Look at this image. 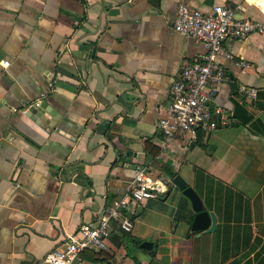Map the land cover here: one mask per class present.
<instances>
[{
  "label": "crops",
  "instance_id": "0c3cea01",
  "mask_svg": "<svg viewBox=\"0 0 264 264\" xmlns=\"http://www.w3.org/2000/svg\"><path fill=\"white\" fill-rule=\"evenodd\" d=\"M182 2L239 5V17L264 23V0H0V264H48L68 233L96 222L108 195L126 194L138 168L171 179L161 164L193 186L200 168L213 192L233 190L242 205L232 197L206 208L215 229L193 232L195 211L171 181L129 204L131 231L114 227L99 261L74 264H255L264 255V134L250 126L264 121V32L226 41L248 66L219 57L237 90L224 82L216 101L233 122L199 141L165 140L157 123L170 85L205 51L173 27ZM239 84L256 96L243 98ZM41 93L45 106L30 114Z\"/></svg>",
  "mask_w": 264,
  "mask_h": 264
},
{
  "label": "built area",
  "instance_id": "2783aa9c",
  "mask_svg": "<svg viewBox=\"0 0 264 264\" xmlns=\"http://www.w3.org/2000/svg\"><path fill=\"white\" fill-rule=\"evenodd\" d=\"M238 9L239 5L226 3H213L208 11L185 2L178 4L174 29L203 43L205 51L186 61L170 85L157 123L165 140L182 137L188 142L197 141L200 132L206 134L232 120L233 110L216 101L221 85L230 79L219 57L228 58L241 68L248 66L249 62L228 48L226 41L243 39L251 32H264L263 22L239 17ZM7 63L2 62L3 66ZM238 91L243 98H254L257 93L255 87L245 84H239ZM44 94L31 105H40ZM170 182L171 179H153L145 167L138 168L125 195H108L96 222L81 224L76 232L68 233L64 243L52 248L45 260L48 264H74L85 249H106L114 227L131 231L129 204L156 197L160 187L165 188Z\"/></svg>",
  "mask_w": 264,
  "mask_h": 264
},
{
  "label": "trees",
  "instance_id": "16d2710c",
  "mask_svg": "<svg viewBox=\"0 0 264 264\" xmlns=\"http://www.w3.org/2000/svg\"><path fill=\"white\" fill-rule=\"evenodd\" d=\"M238 106L240 104L237 103ZM252 114L247 112L246 110L243 109V122L250 121L252 119ZM234 120V119H233ZM231 120V122H233ZM250 126L253 128V130L260 132L264 134V121H262L260 118L253 119L250 122ZM202 132L199 133L198 136V141L200 140L202 136ZM157 148L153 150V154H156ZM161 169L165 171L170 177H173L175 174H177L176 171H174L170 166L166 164H161ZM195 173H196V182L194 184V188L197 190L199 195L202 197L203 202H204V208L212 209L213 207H217L222 205V207H227V205L231 204L230 200L232 197L236 196L235 192L232 190L228 191H223L220 189V187H217L216 190L213 192V182L212 178L207 175L206 181L203 180V175L205 174L204 171H202L200 168H195ZM180 190H182L180 188ZM242 205V202L240 199H237L234 197V203L232 205ZM220 228V226H219ZM218 230V228H216ZM193 232H197L193 231ZM127 233V232H125ZM136 242H141V240L136 239ZM261 251L257 252L256 255H259ZM103 255V249H85L84 251L81 252V257H87L94 262H97L101 259ZM242 264H251L250 261H246ZM255 264H264V255L260 257Z\"/></svg>",
  "mask_w": 264,
  "mask_h": 264
},
{
  "label": "water",
  "instance_id": "95a60500",
  "mask_svg": "<svg viewBox=\"0 0 264 264\" xmlns=\"http://www.w3.org/2000/svg\"><path fill=\"white\" fill-rule=\"evenodd\" d=\"M57 71L66 74L68 76H73L77 78L75 74L65 69L64 67L58 66ZM229 77H230L229 85L231 86L232 90L235 92L237 90V83L234 80L232 74H230ZM44 106H45V102H42L40 107L31 108L29 113L39 115L38 111L41 109V107ZM171 181L178 188L182 189L181 190L182 193L189 199L191 203V207L195 211L193 219L191 221V229L207 230V231L214 230L216 226V214L214 213V211L204 208L203 199L199 195L197 190L193 187V185L189 184L187 180L180 173L175 174L171 178ZM140 246L146 249H150L152 247V242L144 240L140 243Z\"/></svg>",
  "mask_w": 264,
  "mask_h": 264
}]
</instances>
